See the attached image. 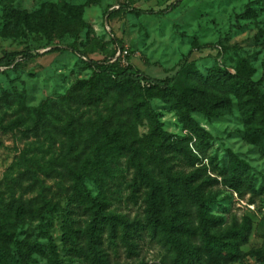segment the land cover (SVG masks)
Masks as SVG:
<instances>
[{
  "label": "rangeland",
  "instance_id": "rangeland-1",
  "mask_svg": "<svg viewBox=\"0 0 264 264\" xmlns=\"http://www.w3.org/2000/svg\"><path fill=\"white\" fill-rule=\"evenodd\" d=\"M96 1L95 5L83 6L85 0H0V57L23 51L33 56L18 69L0 67V201L3 204L12 198L23 202L35 199L38 203L42 197L46 202L38 219H6V227L14 232L15 241L29 240L43 246L44 255L34 257L33 264H51L48 236L58 246L59 258L66 261L60 241L63 215L67 213L82 225L84 216L65 172L64 163L68 159L63 137L54 130L48 135L41 128L32 131L30 108L43 102L52 103L56 112L53 123L63 126L71 115L76 123V137L88 144L93 142V134L102 121L110 120L113 128L121 130L119 137L136 140L144 152L157 154L156 141L142 117L131 118L127 123L124 110L109 100L97 106L63 103L75 83L91 78L92 73L85 65L87 60H111L118 50L127 49L125 61L130 66L151 78L162 79L191 52L189 60L204 75L215 66L234 72L239 63L245 62L256 71L253 80L261 76L264 0L252 6L257 17L250 20H237L236 16L255 0H180L174 11L161 15H140L133 10L158 12L176 0ZM4 4L28 14L36 13L24 34L3 22ZM119 5H125L126 9L107 17ZM65 6L78 10L75 14L67 13L61 10ZM40 22L47 27L32 29ZM51 48L59 51L47 54ZM260 89L264 93V84ZM149 107L165 132L185 137L187 133L182 130L169 98L155 92ZM193 118L210 135L202 163L216 174L232 153L250 167L256 190L262 189L240 196L218 185L212 188L216 201L210 206L211 214L223 219L221 228L243 217L251 220V234L241 247L246 254L242 263L256 264L253 254L264 255V159L257 147L243 140V125L236 106L211 118L200 114H193ZM169 162L174 168L182 166L170 157ZM48 167V173H43L41 169ZM99 178L100 182L86 181L93 195H105L109 210L142 222V199L130 198L131 170L126 157L116 159L107 174H99ZM3 221L0 216V223ZM105 247L111 264H168L169 260L168 253L146 235L135 241L132 253L119 244Z\"/></svg>",
  "mask_w": 264,
  "mask_h": 264
},
{
  "label": "trees",
  "instance_id": "trees-1",
  "mask_svg": "<svg viewBox=\"0 0 264 264\" xmlns=\"http://www.w3.org/2000/svg\"><path fill=\"white\" fill-rule=\"evenodd\" d=\"M179 2L176 0L158 12L133 11L140 15L167 14L174 11ZM259 2H249L236 19L256 18L257 12L252 6ZM96 3V0H85L83 6ZM124 9L125 5H119L111 9L107 17ZM61 10L75 14L78 8L65 6ZM35 14L3 5V22L20 34L25 33L26 25ZM32 27L40 30L47 26L40 22ZM57 51L59 48H51L46 53ZM190 55L191 52L162 79L151 78L129 64L122 66L119 58L114 60L115 56L112 61L87 60L85 65L92 73L91 78L75 83L63 98L65 104L87 106L106 104L109 100L119 110H124L127 123L131 118L142 117L156 141L157 154L144 152L136 140L119 137L121 130L113 128L110 120L102 121L93 134V142L88 144L76 137V123L71 115L63 126L53 123L56 112L52 103L43 102L28 110L32 131L41 128L47 135L51 130L62 135L68 159L64 163L65 172L84 216L82 225L70 219L67 213L63 215L60 241L66 261L59 258L58 246L48 236L51 264H111L106 256V245L119 244L132 253L141 235H146L168 253V264H241L246 258L241 247L248 242L252 222L243 217L221 228L223 219L210 212V206L216 201L212 188L221 185L240 196L262 189L256 190L250 167L232 153L216 174L202 163L210 135L194 120L193 114L211 118L236 106L243 125V140L257 147L264 159V93L260 89L264 84V63L258 80H253L256 71L245 62L239 63L234 72L215 66L204 75L196 63L189 60ZM32 58L28 51L5 53L0 57V67L18 69L21 63ZM155 92L170 99L182 130L187 133L185 137L173 136L162 129L149 107ZM121 157H126L131 170L130 198L142 199V222L109 210L107 197L93 195L86 183L87 180L100 182L99 174H107L110 164ZM169 157L182 166L174 168ZM48 169L41 170L46 173ZM45 204L42 197L38 203L35 199L23 202L12 198L2 204L0 264H33L34 257L44 255L39 243L15 241L14 232L6 227V219H38ZM253 256L256 264H264V255L257 252Z\"/></svg>",
  "mask_w": 264,
  "mask_h": 264
},
{
  "label": "built area",
  "instance_id": "built-area-1",
  "mask_svg": "<svg viewBox=\"0 0 264 264\" xmlns=\"http://www.w3.org/2000/svg\"><path fill=\"white\" fill-rule=\"evenodd\" d=\"M127 57H128V51H127V49L118 50V52L116 53V56H115L114 60H115L116 58H119L120 64H121L122 66H125V65L128 64L127 61H125V59H126ZM242 264H245V263H242Z\"/></svg>",
  "mask_w": 264,
  "mask_h": 264
}]
</instances>
